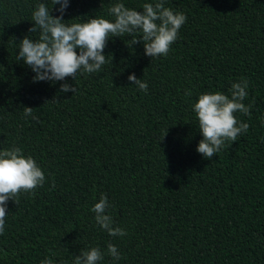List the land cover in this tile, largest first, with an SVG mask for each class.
Segmentation results:
<instances>
[{
    "label": "trees",
    "instance_id": "1",
    "mask_svg": "<svg viewBox=\"0 0 264 264\" xmlns=\"http://www.w3.org/2000/svg\"><path fill=\"white\" fill-rule=\"evenodd\" d=\"M40 2L51 9V0H0V151L20 147L46 177L35 195L8 201L0 264H73L90 247L104 253L99 264H264V0H164L187 17L167 56L114 37L100 71L33 82L16 57L21 39H38L29 29ZM117 2L142 11L156 0H69L63 19L111 20ZM241 78L250 115L235 116L249 128L205 159L192 105L202 93L230 96ZM65 82L75 94L60 92ZM102 194L125 236L96 224Z\"/></svg>",
    "mask_w": 264,
    "mask_h": 264
},
{
    "label": "clouds",
    "instance_id": "2",
    "mask_svg": "<svg viewBox=\"0 0 264 264\" xmlns=\"http://www.w3.org/2000/svg\"><path fill=\"white\" fill-rule=\"evenodd\" d=\"M51 3L49 9L46 2H40L32 12L34 26L29 32H39L38 39L25 36L19 41L16 59L23 61L35 73L33 82L65 81L68 77L74 80L78 72L90 74L100 71L107 63L104 50L108 40L114 37L130 36L126 44L129 48L142 42L145 55L152 59L167 56L187 20L184 13L166 7L164 0H156L155 3H144L142 11L117 2L108 9L111 20L94 16L85 22L69 24L63 19L69 0H51ZM53 11L59 15H52ZM128 80L147 93L148 84L134 73L128 76ZM248 86V80L241 78L231 85L230 96L219 91L202 93L192 105L203 137L196 151L205 159L211 160L226 141L235 142L238 136L247 132L249 125L238 121L235 113L250 115L251 106L243 103ZM59 90L76 92V88L67 82L62 83ZM187 94L191 95V92ZM23 111L25 117L33 115L31 107H23ZM45 180V173L37 161L32 156H25L20 147L0 151V235L5 231L8 201L17 203L21 193L35 195V190L42 187ZM110 207L107 196L102 194L90 210L95 214L96 224L109 236L123 237L126 230L114 226L112 216L107 214ZM107 255L114 261L122 258L118 248L111 243L107 245ZM103 258L104 253L99 247H90L80 251L73 264H99ZM41 264H53V260L45 257Z\"/></svg>",
    "mask_w": 264,
    "mask_h": 264
}]
</instances>
